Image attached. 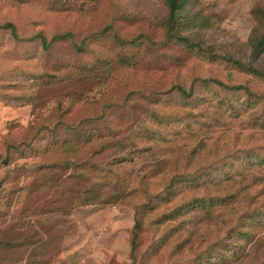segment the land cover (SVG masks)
Returning a JSON list of instances; mask_svg holds the SVG:
<instances>
[{
	"label": "rangeland",
	"instance_id": "rangeland-1",
	"mask_svg": "<svg viewBox=\"0 0 264 264\" xmlns=\"http://www.w3.org/2000/svg\"><path fill=\"white\" fill-rule=\"evenodd\" d=\"M166 1L0 0V264H264V0Z\"/></svg>",
	"mask_w": 264,
	"mask_h": 264
},
{
	"label": "trees",
	"instance_id": "trees-1",
	"mask_svg": "<svg viewBox=\"0 0 264 264\" xmlns=\"http://www.w3.org/2000/svg\"><path fill=\"white\" fill-rule=\"evenodd\" d=\"M189 0H167V7L169 10V18H168V25L170 27H174L176 22H177V15L178 13L182 12L184 10V5L186 2ZM179 39H181L179 36H175ZM264 50V34L257 40L256 42L254 41L253 43V52L259 57V55L263 52ZM251 72L257 76L264 77V72L261 70L256 69L255 67H250L249 68ZM29 176V175H27ZM30 177V176H29Z\"/></svg>",
	"mask_w": 264,
	"mask_h": 264
}]
</instances>
